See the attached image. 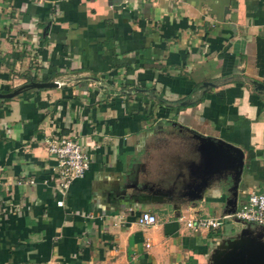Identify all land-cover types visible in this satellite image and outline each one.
<instances>
[{
	"label": "crops",
	"instance_id": "0c3cea01",
	"mask_svg": "<svg viewBox=\"0 0 264 264\" xmlns=\"http://www.w3.org/2000/svg\"><path fill=\"white\" fill-rule=\"evenodd\" d=\"M52 80L0 99V264H213L233 247L240 221L183 223L223 215L232 174L185 193L218 161L198 135L243 151L235 208L264 191V0H0V92ZM62 137L89 164L60 194L46 146Z\"/></svg>",
	"mask_w": 264,
	"mask_h": 264
},
{
	"label": "water",
	"instance_id": "95a60500",
	"mask_svg": "<svg viewBox=\"0 0 264 264\" xmlns=\"http://www.w3.org/2000/svg\"><path fill=\"white\" fill-rule=\"evenodd\" d=\"M252 84H254L255 87L264 88L263 85L257 81H252ZM57 85V82L53 80L29 81L12 88L8 92H0V99L14 97L20 92L29 89L51 88ZM198 138L203 142L206 141L209 147H211L209 149L203 148L202 152L207 151L205 153L207 157H210L212 154L213 163H216L217 159L218 161L216 164L197 174L194 180H190L185 195L187 199L191 201L202 199L203 192L208 186V181L213 177V174L229 171L232 174V185L227 189L229 195L225 197L224 205L227 208L226 213H232L235 209L237 186L243 167V151L219 138L204 135H198ZM241 235H247V230L242 229ZM238 241L233 244L231 249L227 250L229 253L231 252L230 256H225L227 251L221 256L220 259L222 264H264V229L249 240L250 246H243L242 249L236 250L235 247Z\"/></svg>",
	"mask_w": 264,
	"mask_h": 264
},
{
	"label": "built area",
	"instance_id": "2783aa9c",
	"mask_svg": "<svg viewBox=\"0 0 264 264\" xmlns=\"http://www.w3.org/2000/svg\"><path fill=\"white\" fill-rule=\"evenodd\" d=\"M57 82V81H56ZM58 84V82H57ZM47 151L55 157L56 176L55 185L60 194L64 193L69 183L84 174L88 168V156L80 143L70 137L49 140ZM32 183V180H28ZM60 206L61 200L56 201ZM179 218V217H178ZM181 219V218H179ZM238 220L242 223H252L264 227V191H249L241 204L232 213H224L219 217H192L183 219L185 227L191 229L217 228L223 220ZM155 215L149 211H141L137 216L140 225H154ZM148 246V244H146Z\"/></svg>",
	"mask_w": 264,
	"mask_h": 264
},
{
	"label": "rangeland",
	"instance_id": "374dc122",
	"mask_svg": "<svg viewBox=\"0 0 264 264\" xmlns=\"http://www.w3.org/2000/svg\"><path fill=\"white\" fill-rule=\"evenodd\" d=\"M232 220V219H231ZM231 220H223L221 222L220 228L224 229V234H227V231L230 233L231 231L227 230V228L230 227L231 225ZM229 221V222H228ZM233 223V222H232ZM231 226H233L234 228V235L238 238V242L236 244L235 249L236 250H240L243 248V246H250V241L252 238H254L255 235H257L258 233L263 231V227H258V225L256 224H252V223H240V222H234ZM240 228H244L247 230V235L243 236L241 234H239V229ZM223 254H221L222 256ZM226 255H231V252L229 253V251H227ZM221 256L218 258H213V260L211 261V263L213 264H222L221 263Z\"/></svg>",
	"mask_w": 264,
	"mask_h": 264
},
{
	"label": "trees",
	"instance_id": "16d2710c",
	"mask_svg": "<svg viewBox=\"0 0 264 264\" xmlns=\"http://www.w3.org/2000/svg\"><path fill=\"white\" fill-rule=\"evenodd\" d=\"M29 80H31L32 78H28Z\"/></svg>",
	"mask_w": 264,
	"mask_h": 264
}]
</instances>
